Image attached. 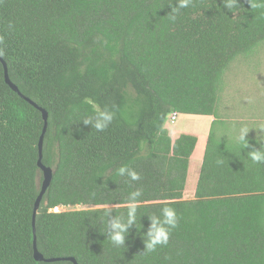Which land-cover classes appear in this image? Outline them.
I'll return each mask as SVG.
<instances>
[{"label": "trees", "instance_id": "obj_1", "mask_svg": "<svg viewBox=\"0 0 264 264\" xmlns=\"http://www.w3.org/2000/svg\"><path fill=\"white\" fill-rule=\"evenodd\" d=\"M261 3V0H256ZM176 0H0V56L19 90L48 112L42 163L52 181L35 217L44 257L78 264H264V136L219 116L225 74L264 44V6L248 0H193L169 19ZM112 108L104 131L82 118ZM213 116L196 187L185 193L194 134L171 140V113ZM41 112L5 82L0 61V264L33 256V207L40 191ZM129 166L138 181L119 176ZM142 191L124 246L107 225L126 220L128 194ZM79 206V207H78ZM178 215L167 245L144 252L150 217ZM58 207H74L54 211ZM78 207V208H75ZM111 211L105 215L103 209Z\"/></svg>", "mask_w": 264, "mask_h": 264}, {"label": "clouds", "instance_id": "obj_2", "mask_svg": "<svg viewBox=\"0 0 264 264\" xmlns=\"http://www.w3.org/2000/svg\"><path fill=\"white\" fill-rule=\"evenodd\" d=\"M193 0H176L174 6L171 7L172 15L169 19L175 21L176 13L180 9L188 8L192 4ZM251 8H258L264 6V0L261 3H257L256 0H248ZM224 6L228 10H233L240 6L239 0H223ZM2 39V38H0ZM116 116L115 111L107 106L100 108L95 107L91 115L83 117L81 120L83 124L90 125L91 128H95L97 131H104L114 121ZM250 128L242 127L239 130L238 141L241 143L242 148L249 147L248 140L246 139L247 133ZM260 130H264L262 127ZM248 157L253 163H264V150L252 148L247 152ZM119 176H126L131 181H138L140 174L133 168L121 165L117 170ZM142 196V191L136 189L128 194L126 220L122 221L120 217H114L107 225V237L110 242L115 246H124L126 235L129 227L137 224V209L139 206V198ZM105 215L111 211L109 208L103 209ZM163 219H159L156 216L150 217V224L144 236V252H153L157 246L167 245L171 231L178 225V215L174 208L170 206H164L161 208Z\"/></svg>", "mask_w": 264, "mask_h": 264}, {"label": "rangeland", "instance_id": "obj_3", "mask_svg": "<svg viewBox=\"0 0 264 264\" xmlns=\"http://www.w3.org/2000/svg\"><path fill=\"white\" fill-rule=\"evenodd\" d=\"M226 87L222 93L221 101L222 104H241L239 105L246 116L254 117L259 119L260 122L264 120V44L261 45L257 51L246 57L240 58L231 64L229 70L225 74ZM253 109V110H250ZM259 111V112H258ZM196 118L191 115L181 114L179 120L171 122L166 120V126L169 129L171 135L174 127H182L180 119L183 118ZM250 117V120H251ZM248 118V117H247ZM193 120V119H191ZM249 120V119H248ZM244 122L251 129L255 128L258 130L257 125L253 121ZM255 126V127H254ZM247 127V126H246ZM253 127V128H252ZM185 129L192 133L196 128L187 126ZM206 137L200 134L199 143L194 148L192 156L190 158L188 173L186 178L185 190L186 194L191 192L195 187V177L197 171L200 168V160L203 157ZM189 196V195H188ZM79 207V206H78ZM75 207V208H78ZM74 207H58L54 211L70 210Z\"/></svg>", "mask_w": 264, "mask_h": 264}, {"label": "crops", "instance_id": "obj_4", "mask_svg": "<svg viewBox=\"0 0 264 264\" xmlns=\"http://www.w3.org/2000/svg\"><path fill=\"white\" fill-rule=\"evenodd\" d=\"M239 105H241V104H227V103L226 104H221L220 105L219 116L227 124H231L232 126H237L238 127V131L242 127H246L247 126V128H250L249 131H248L249 134L252 133V134L257 135V136H264V130H260L262 127H264V120H262L263 122H260L259 119H255L254 117H251V116H246V113H244V111L241 108H239L240 107ZM250 110H253V109H250ZM193 117H196V118L189 117V118L180 119V123L183 124V122H184V124H183L182 127H180L181 125L178 126V127H174L172 129L173 135H171V133L169 132L168 127L166 126V123H164V127L167 129L168 134H169V136H170L172 141H174L181 133H189V131H187V129H185L187 126H191V127L196 128L195 131H193L192 133H189V134H194L197 137L196 145L199 143L200 134H203L206 137V141H207V137H208V133H209V130H210V126H211L212 121L214 120V117L213 116H210V117L209 116H193ZM250 117H251V120H250ZM191 119H193V120H191ZM248 119L250 121L255 122V123L259 122L257 125H255V126H257L258 130L253 128V127H252L253 129H251V124H250V127H249L246 123H244V122H248L249 123ZM176 120H179V115L178 114L176 116L175 121ZM205 145H206V142H205ZM204 149H205V147H204ZM191 156H190V158H191ZM201 163H202V159L200 160V167H201ZM199 171H200V168L197 171V174H196V177H195V179H196L195 180V187H196L197 179H198V176H199ZM195 187H194V189L191 192H189L190 195L188 197H191L193 195ZM185 193H186V190H185Z\"/></svg>", "mask_w": 264, "mask_h": 264}, {"label": "water", "instance_id": "obj_5", "mask_svg": "<svg viewBox=\"0 0 264 264\" xmlns=\"http://www.w3.org/2000/svg\"><path fill=\"white\" fill-rule=\"evenodd\" d=\"M0 61L3 64L4 67V78H5V82L9 85V87L16 92L21 98H23L24 100H26L27 102H29L31 105H33L35 108H37L41 114H42V118L44 121V125H43V129L42 132L40 134V138H39V157H38V161H37V165L38 168L40 169L41 173H42V182H41V187H40V191L38 193V196L34 202V207H33V256L35 258V260L37 261H43V262H54V261H60V260H68L73 262V264H78L75 260L74 257L68 256V257H44V255L39 252L38 248H37V243H36V236H35V217L36 214L40 208V203L41 200L44 196V194L46 193L51 181H52V177H53V169L50 166H46L42 163V147H43V139H44V135L47 129V119H48V112L45 110V108L39 106L36 102H34L32 99H30L29 97H27L26 95H24L18 88V86L13 83L9 77L8 74V69H7V65L6 62L3 60V58L0 56Z\"/></svg>", "mask_w": 264, "mask_h": 264}, {"label": "built area", "instance_id": "obj_6", "mask_svg": "<svg viewBox=\"0 0 264 264\" xmlns=\"http://www.w3.org/2000/svg\"><path fill=\"white\" fill-rule=\"evenodd\" d=\"M176 116H177V113L173 112V113H171V114L168 116L167 119H169V121H171V122H174L175 119H176ZM55 209H56V208H55Z\"/></svg>", "mask_w": 264, "mask_h": 264}]
</instances>
